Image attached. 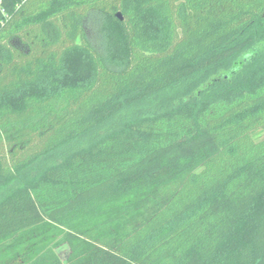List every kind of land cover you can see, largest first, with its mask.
<instances>
[{"label":"trees","instance_id":"1","mask_svg":"<svg viewBox=\"0 0 264 264\" xmlns=\"http://www.w3.org/2000/svg\"><path fill=\"white\" fill-rule=\"evenodd\" d=\"M258 130L264 0H0V264H264Z\"/></svg>","mask_w":264,"mask_h":264},{"label":"rangeland","instance_id":"2","mask_svg":"<svg viewBox=\"0 0 264 264\" xmlns=\"http://www.w3.org/2000/svg\"><path fill=\"white\" fill-rule=\"evenodd\" d=\"M101 24H103V20H98L97 16H92L90 18L85 19L84 21V28L87 34V37L89 40L93 43L95 47L100 49V51H105V41L106 37L101 36L100 33V27ZM264 136V132L261 130H258L254 133V137L256 139L261 138ZM57 255L60 257V259L64 262L66 261V258L68 256V246L66 244L58 246L56 249Z\"/></svg>","mask_w":264,"mask_h":264},{"label":"water","instance_id":"3","mask_svg":"<svg viewBox=\"0 0 264 264\" xmlns=\"http://www.w3.org/2000/svg\"><path fill=\"white\" fill-rule=\"evenodd\" d=\"M116 15L121 18V13L119 11L116 13Z\"/></svg>","mask_w":264,"mask_h":264}]
</instances>
